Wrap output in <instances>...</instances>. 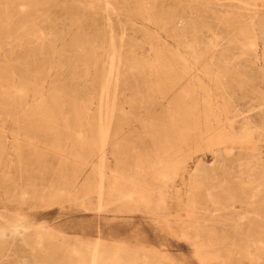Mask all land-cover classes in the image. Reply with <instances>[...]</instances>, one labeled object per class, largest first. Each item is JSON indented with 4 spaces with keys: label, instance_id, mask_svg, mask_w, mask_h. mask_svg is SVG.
<instances>
[{
    "label": "rangeland",
    "instance_id": "obj_1",
    "mask_svg": "<svg viewBox=\"0 0 264 264\" xmlns=\"http://www.w3.org/2000/svg\"><path fill=\"white\" fill-rule=\"evenodd\" d=\"M262 163L264 0H0V264H264Z\"/></svg>",
    "mask_w": 264,
    "mask_h": 264
},
{
    "label": "bare ground",
    "instance_id": "obj_2",
    "mask_svg": "<svg viewBox=\"0 0 264 264\" xmlns=\"http://www.w3.org/2000/svg\"><path fill=\"white\" fill-rule=\"evenodd\" d=\"M96 1H97V0H96ZM103 2H104V1H103ZM106 16H107V15H106ZM108 17H109V16H108ZM17 76H18V75H17ZM247 118H248V117H247ZM249 118H250V117H249ZM240 119H241V118H240ZM250 119H251V118H250ZM244 120H245V119H244ZM236 123H237V122H236ZM249 124H250V122H249ZM249 124H248V125H249ZM252 124H253V123H252ZM237 126H238V124H237ZM237 126H236V128H237ZM247 155H248V154H247ZM238 157H239V156H237V159H238ZM248 157H249V156H248ZM252 157H253V156H252ZM254 158H256V157H254ZM254 158H253V159H254ZM251 159H252V158H251ZM238 160H239V159H238ZM257 160H258V159H257ZM260 163H261V162H260ZM262 164H264V163H262ZM252 167H253V166H252ZM254 168H255V167H254ZM102 169H103V168H102ZM262 169H264V168H262ZM250 170H251V169H250ZM250 170H249V171H250ZM253 170H254V169H253ZM260 170H261V169H260ZM253 172H255V171H253ZM253 172H252V174H254ZM256 172H257V171H256ZM257 173H258V172H257ZM257 173H256V174H257ZM261 173H262V172H261ZM249 174H251V173H249ZM259 174H260V173H259ZM257 175H258V174H257ZM262 176H264V175H262ZM262 176H260V178H261ZM253 177H254V176H253ZM255 178H256V177H255ZM262 178H264V177H262ZM262 178H261V179H262ZM252 179H253V178H252ZM261 179H260V180H261ZM250 180H251V179H250ZM262 180H264V179H262ZM262 180H261V181H262ZM261 181H260V182H261ZM251 183H252V182H251ZM262 183H264V182H262ZM256 185H257V184H256ZM256 185H255V186H256ZM261 185H264V184H261ZM257 186H258V185H257ZM257 186H256V187H257ZM255 189H256V188H255ZM256 190H257V189H256ZM256 190H255V191H256ZM259 190H260V189H259ZM255 191H254V192H255ZM252 192H253V191H252ZM258 192H259V191H258ZM260 193H261V192H260ZM254 194H255V193H254ZM246 195H247V194H246ZM257 196H258V194H257ZM259 196H260V194H259ZM246 197H248V196H246ZM246 197H245V198H246ZM249 198L251 199V197H249ZM258 198H259V197H258ZM256 199H257V198H256ZM244 200H245V199H244ZM246 200H247V199H246ZM258 201H259V200H258ZM244 202H245V201H244ZM251 202H252V201H251ZM260 202H261V201H260ZM245 203H246V202H245ZM248 204H250V203H248ZM252 204H253V203H252ZM254 204H256V203H254ZM262 204H264V203H262ZM257 205H258V203H257ZM259 206H261V205H259ZM259 206H258V207H259ZM262 206H264V205H262ZM244 207H247V206H244ZM260 208L262 209V207H260ZM256 210H257V209H256ZM256 210H255V212H257ZM262 210H264V209H262ZM233 213H234V212H233ZM243 213H244V212H243ZM259 213L261 214V212H259ZM17 214H18V213H17ZM223 214H224V213H223ZM223 214H222V215H223ZM228 214H229V213H228ZM251 214H252V211H251ZM260 214H259V215H260ZM14 215H15V214H14ZM224 215H225V214H224ZM5 216H6V215H5ZM7 216H9V215H7ZM227 216H228V215H227ZM257 216H258V215H257ZM11 217H13V219H14V216H11ZM11 217H10V218H11ZM229 217H230V216H228V218H229ZM231 217H232V216H231ZM251 217H252V216H251ZM251 217H250V218H251ZM2 218H4V217H2ZM222 218H223V216H222ZM234 218H236V217H234ZM252 218H253V217H252ZM259 218H260V217H259ZM8 219H9V218H8ZM240 219H241V218H240ZM256 219H257V218H256ZM256 219H254V221H256ZM20 220H21V219H20ZM227 220H228V219H227ZM230 220H231V218H230ZM232 220H233V219H232ZM262 220H264V218H262ZM1 221H2V220H1ZM1 221H0V222H1ZM6 221H8V220L6 219ZM14 221H15V219H14ZM215 221H217V220H215ZM224 221H226V220H224ZM230 222H231V221H230ZM259 222H260V219L258 220V223H259ZM261 222H262V221H261ZM261 222H260V223H261ZM5 223H6V222H5ZM9 223H10V222H9ZM239 223H240V222H239ZM243 223H244V222H243ZM250 223H251V220H250ZM256 223H257V221H256ZM258 223H257V225H259ZM0 224H2V223H0ZM6 224H7V223H6ZM217 224H218V223H217ZM219 224H220V223H219ZM228 224H229V223H228ZM251 225H252V224H251ZM254 225H255V224H254ZM261 225H262V224H261ZM31 226H32V225H31ZM222 226H223V225H222ZM237 226H238V225H237ZM243 226H244V224H243ZM259 226H260V225H259ZM6 227H7V226H6ZM6 227H5V230H6ZM244 227H245V226H244ZM25 228H26V227H25ZM25 228H24V229H25ZM31 228H32V230H33V227H29V229H31ZM39 228H40V227H39ZM222 228H223V227H222ZM226 228H227V227H226ZM238 228H239V227H238ZM8 229H10L11 232H14L15 234H17L16 232L21 231V229H23V228H22L21 225H18V224H16V223H11V224H10V227L8 226ZM29 229H28V230H29ZM40 229H41V228H40ZM229 229H230V228H229ZM34 230H36V229H34ZM34 230H33V231H34ZM41 230H43V229H41ZM230 230H231V229H230ZM236 230H237V229H236ZM243 230H244V229H243ZM245 230H247V229H245ZM8 231H9V230H8ZM24 231H25V230H24ZM26 231H27V230H26ZM33 231H32L31 233H33ZM34 232H35V231H34ZM38 232H39V231H38ZM38 232H37V235H38ZM237 232H238V231H237ZM239 232H240V231H239ZM243 232H244V231H243ZM25 233H26V232H25ZM28 233H30V232H28ZM248 233H249V231H248ZM18 234H19V233H18ZM20 234H21V233H20ZM22 234H24V233H22ZM26 234H27V233H26ZM238 234H239V233H238ZM243 234H244V233H243ZM249 234H250V233H249ZM24 235H25V234H24ZM24 235H23V236H24ZM27 235H30V234H27ZM35 235H36V234H35ZM20 236H21V235H20ZM23 236H22V237H23ZM229 236H230V234H229ZM250 236H251V235H250ZM10 237H11V236H10ZM36 237H37V236H36ZM221 237H222V236H221ZM243 237H244V236H243ZM245 237H247V236H245ZM8 238H9V237H8ZM14 238H15V237H14ZM18 238H19V237H18ZM20 238H21V237H20ZM23 238H24V237H23ZM23 238H22V239H23ZM29 238H30V237H29ZM29 238H28V239H29ZM224 238H225V237H224ZM248 238H249V237H248ZM6 239H7V238H6ZM26 239H27V237H26ZM28 239H27L26 241H28ZM30 239H31V241L33 240L32 238H30ZM23 240H24V239H23ZM224 240H225V239H224ZM222 241H223V240H222ZM2 242H3V240H2ZM9 242H10V240H9ZM32 242H33V241H32ZM6 243H7V242H6ZM17 243H18V241H17ZM21 243H22V242H21ZM28 243H29V241H28ZM28 243L26 242V244H28ZM33 243H34V242H33ZM33 243H32V244H33ZM96 243H97V242H96ZM22 244H24V243H22ZM29 244H30V243H29ZM32 244H31V245H32ZM7 245H8V244H7ZM7 245H6V246H7ZM242 245H243V244H242ZM29 246H30V245H29ZM34 246H36V245H34ZM247 246H248V245H247ZM250 246H251V245H250ZM0 247H1V246H0ZM3 247H4V246H3ZM8 247H9V249H10L11 246H8ZM12 247H13V244H12ZM20 247H21V246H20ZM32 247H33V245H32ZM96 247H97V244H96V246H95L94 249L91 248V249H93V250H89V251L86 250V252H83V251L81 250L82 247H81V248H77V249H76V251H77L76 253H77V258H78V256H79V259H80L79 262L81 261V262H84V263H86V264H97L98 262H97V258H96V256H95V255L97 254V253H96ZM248 247H249V246H248ZM5 248H6V247H5ZM13 248H14V247H13ZM39 248H40V247H39ZM85 248H86V247H85ZM37 249H38V248H37ZM103 249H104V248H103ZM233 249H234V248H233ZM242 249H243V248H242ZM244 249H245V248H244ZM249 249H250V248H249ZM35 250H36V248H35ZM38 250H39V249H38ZM83 250H84V249H83ZM247 250H248V249H247ZM15 251H16V250H15ZM19 251H20V250H19ZM22 251H23V250H22ZM31 251H32V250H31ZM74 251H75V250H74ZM97 251H98V250H97ZM36 252H37V251H36ZM9 253H10V252H9ZM33 253H34V252H33ZM244 253H245V252H244ZM13 254H14V253H13ZM34 254H35V253H34ZM99 254H100V252H99ZM247 254H248V253H247ZM9 255H10V254H9ZM37 255L39 256V254H37ZM111 255H112V254H111ZM144 255H145V254H144ZM250 255H251V254H250ZM23 256H24V255H23ZM38 256H37V257H38ZM141 256H142V255H141ZM247 256H248V255H247ZM0 257H1V255H0ZM21 257H22V256H21ZM30 257H31V256H30ZM32 257H33V256H32ZM112 257H113V255H112ZM114 257H115V256H114ZM143 257H144V256H143ZM249 257H250V256H249ZM249 257H248V258H249ZM34 258H35V255H34ZM70 258H71V257H70ZM32 259H33V258H32ZM109 259H110V258H109ZM6 260H7V259H6ZM8 260H10V259H8ZM18 260H19V259H18ZM40 260H41V258H40ZM112 260H113V259H112ZM19 261H20V260H19ZM81 262H80V263H81ZM131 263H133V262H131ZM137 263H138V261H137ZM1 264H2V263H1ZM39 264H40V263H39ZM42 264H43V262H42Z\"/></svg>",
    "mask_w": 264,
    "mask_h": 264
}]
</instances>
